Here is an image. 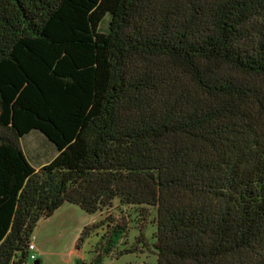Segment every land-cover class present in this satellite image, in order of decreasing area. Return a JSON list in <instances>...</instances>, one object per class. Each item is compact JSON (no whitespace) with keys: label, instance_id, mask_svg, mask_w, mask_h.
I'll list each match as a JSON object with an SVG mask.
<instances>
[{"label":"trees","instance_id":"16d2710c","mask_svg":"<svg viewBox=\"0 0 264 264\" xmlns=\"http://www.w3.org/2000/svg\"><path fill=\"white\" fill-rule=\"evenodd\" d=\"M33 130L57 149L38 170ZM114 202L138 209L139 237L86 226L77 248L103 230L89 264L138 247L264 264V0H0V264H25L64 203Z\"/></svg>","mask_w":264,"mask_h":264},{"label":"rangeland","instance_id":"374dc122","mask_svg":"<svg viewBox=\"0 0 264 264\" xmlns=\"http://www.w3.org/2000/svg\"><path fill=\"white\" fill-rule=\"evenodd\" d=\"M107 19L102 23L100 30L105 31ZM20 144L29 163L35 169L46 165L56 156V147L39 131L33 130L20 139ZM134 207L114 202L113 207L101 214L91 215L84 212L79 206L64 203L52 216L41 219L33 232L34 246L36 250L31 251L35 260L40 264H78L79 261L89 264L93 258V252L102 237L103 230L91 231L83 241L80 248L76 247L78 238L84 228L92 224H99L106 220H125L128 223L125 236L121 242H125V248H130L139 237V228L142 218L137 216ZM151 216L154 215L152 209ZM136 213V214H135ZM151 219V218H150ZM149 220V219H148ZM110 222H108L110 224ZM154 227L149 225L145 231L148 243L153 241ZM136 253L125 255L114 251L112 255L103 258L102 264H157L154 253L138 247ZM43 253V254H42ZM35 260H28L25 264H34Z\"/></svg>","mask_w":264,"mask_h":264},{"label":"built area","instance_id":"2783aa9c","mask_svg":"<svg viewBox=\"0 0 264 264\" xmlns=\"http://www.w3.org/2000/svg\"><path fill=\"white\" fill-rule=\"evenodd\" d=\"M33 241H34V237L32 235L30 237V240H29V243H28V248H27V250H28V257H29L30 260H35V256L30 254L31 251H33L35 249V246H34Z\"/></svg>","mask_w":264,"mask_h":264},{"label":"crops","instance_id":"0c3cea01","mask_svg":"<svg viewBox=\"0 0 264 264\" xmlns=\"http://www.w3.org/2000/svg\"><path fill=\"white\" fill-rule=\"evenodd\" d=\"M37 249V247L35 246V249L34 250H36ZM43 254V253H42ZM38 264H40V261L39 260H35Z\"/></svg>","mask_w":264,"mask_h":264},{"label":"water","instance_id":"95a60500","mask_svg":"<svg viewBox=\"0 0 264 264\" xmlns=\"http://www.w3.org/2000/svg\"><path fill=\"white\" fill-rule=\"evenodd\" d=\"M34 264H38L36 261H34Z\"/></svg>","mask_w":264,"mask_h":264}]
</instances>
